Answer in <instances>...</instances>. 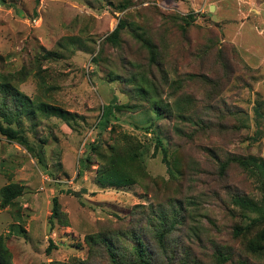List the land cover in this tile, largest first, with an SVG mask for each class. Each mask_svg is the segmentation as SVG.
I'll return each mask as SVG.
<instances>
[{"label":"rangeland","instance_id":"rangeland-1","mask_svg":"<svg viewBox=\"0 0 264 264\" xmlns=\"http://www.w3.org/2000/svg\"><path fill=\"white\" fill-rule=\"evenodd\" d=\"M2 84L62 112L36 108L19 138L0 135V189L24 186L0 208L11 264H110L85 240L99 233L128 249L143 235L153 264H264L246 249L262 225L235 231L259 215L238 200L264 207V0H0V102ZM124 137L136 183L101 187ZM161 211L181 222L158 241Z\"/></svg>","mask_w":264,"mask_h":264},{"label":"trees","instance_id":"trees-1","mask_svg":"<svg viewBox=\"0 0 264 264\" xmlns=\"http://www.w3.org/2000/svg\"><path fill=\"white\" fill-rule=\"evenodd\" d=\"M126 22L119 21L115 29L105 38L106 42L117 43L119 39L120 32L128 28ZM132 32V31H131ZM136 39H141L146 45L147 49L153 54V46L149 41H145L142 35L136 32H132ZM2 93L4 94V99L0 102V135L9 139L16 140L19 138L18 131L13 128V125H18L20 115L24 113H33L37 108L43 112H50L56 116H61V111L57 108L49 107L47 105H41L34 108V105L30 103L27 97L22 95L16 89L8 87V84H2ZM8 92L9 100L7 101L5 93ZM137 92L141 95L144 90L140 87L137 88ZM10 104L13 105L10 108ZM116 110H124V106H116ZM153 111L159 116L160 105L155 102L152 107ZM36 109V110H37ZM123 152L119 150L112 151L109 158L104 160V163L99 167L96 174L97 183L101 187H113L120 188L131 186L136 183L137 177L131 170L133 164H137L140 167V150L138 146L134 144L133 139L124 137ZM160 141L156 140V146H159ZM139 160V161H138ZM240 165L244 168L248 167V163L244 160L240 162ZM258 172L261 174L260 178L264 180V168L261 164H256ZM264 184V183H263ZM24 186L17 183H9L0 189V208H6L8 206H14L13 200L22 195ZM240 206L247 209L250 213L254 212L259 215L255 217H250L245 214L246 219L249 220V224L244 228H236L235 231L238 234H243L246 230L253 229L256 226H261L262 228L257 231L255 235V242H248L246 244V249L250 253H260L264 251V207H256L250 203L243 200L237 201ZM264 205V202H263ZM61 217L59 203L56 197L52 198L51 215L49 219V224L52 226L54 224L53 220H59ZM156 220L153 221L159 226H155L152 233L154 238L158 241H162L163 238L169 234L175 227L176 222H181L178 216L172 215L169 219L168 215L161 211L156 213ZM123 239L124 235L108 236L103 233L96 235H90L86 237V242L90 246H96L98 244L103 245L107 258L110 264H153L147 253V247H145L143 235H134L133 242L130 244L128 249L124 245H120L119 239ZM49 250V248L47 249ZM0 264H11V254L6 247L4 239L0 236Z\"/></svg>","mask_w":264,"mask_h":264}]
</instances>
